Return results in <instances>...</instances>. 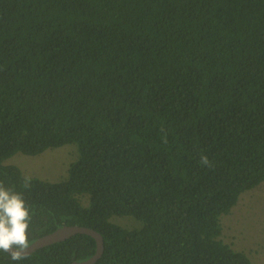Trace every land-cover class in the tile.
<instances>
[{
	"label": "trees",
	"instance_id": "1",
	"mask_svg": "<svg viewBox=\"0 0 264 264\" xmlns=\"http://www.w3.org/2000/svg\"><path fill=\"white\" fill-rule=\"evenodd\" d=\"M67 144L59 180L25 188L7 163ZM0 181L31 206L30 243L97 230L93 264H251L220 218L264 182V0H0ZM95 252L77 233L0 264Z\"/></svg>",
	"mask_w": 264,
	"mask_h": 264
},
{
	"label": "rangeland",
	"instance_id": "2",
	"mask_svg": "<svg viewBox=\"0 0 264 264\" xmlns=\"http://www.w3.org/2000/svg\"><path fill=\"white\" fill-rule=\"evenodd\" d=\"M76 155L75 145L67 144L37 155L18 152L7 163L18 165L28 177L59 180L65 178L67 166L76 159ZM115 218V222L124 227L138 226L137 220L131 216ZM220 219L222 239L235 250L245 252L251 264H264V182L242 192L231 212L222 214Z\"/></svg>",
	"mask_w": 264,
	"mask_h": 264
},
{
	"label": "clouds",
	"instance_id": "3",
	"mask_svg": "<svg viewBox=\"0 0 264 264\" xmlns=\"http://www.w3.org/2000/svg\"><path fill=\"white\" fill-rule=\"evenodd\" d=\"M200 163L210 166L201 154ZM31 177L24 178V187H30ZM32 222V209L20 192L0 181V252L8 254L12 262L27 258L30 241L28 233Z\"/></svg>",
	"mask_w": 264,
	"mask_h": 264
},
{
	"label": "water",
	"instance_id": "4",
	"mask_svg": "<svg viewBox=\"0 0 264 264\" xmlns=\"http://www.w3.org/2000/svg\"><path fill=\"white\" fill-rule=\"evenodd\" d=\"M77 233L87 234L95 238L96 240V252L89 259L83 261H74L71 264H93L102 254L103 251V238L102 235L95 229L89 226L83 225H63L56 228L54 231L43 235L30 243V247L28 248V253L42 247L45 245H49L55 242L62 241L67 237L75 235Z\"/></svg>",
	"mask_w": 264,
	"mask_h": 264
}]
</instances>
